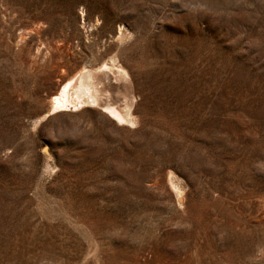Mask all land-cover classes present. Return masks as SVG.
Instances as JSON below:
<instances>
[{"label":"rangeland","instance_id":"obj_1","mask_svg":"<svg viewBox=\"0 0 264 264\" xmlns=\"http://www.w3.org/2000/svg\"><path fill=\"white\" fill-rule=\"evenodd\" d=\"M0 264H264V0H0Z\"/></svg>","mask_w":264,"mask_h":264},{"label":"bare ground","instance_id":"obj_2","mask_svg":"<svg viewBox=\"0 0 264 264\" xmlns=\"http://www.w3.org/2000/svg\"><path fill=\"white\" fill-rule=\"evenodd\" d=\"M107 87L115 90L114 95L125 97L131 93L125 70L113 59L103 62L93 69H80L66 79L50 97L51 112H74L83 107L100 106L103 113L115 122L132 123L134 119L133 101L123 99L122 105L119 106L118 103L115 104V100L112 102L104 100L106 92H108L106 91ZM177 198L180 202V193L177 194Z\"/></svg>","mask_w":264,"mask_h":264}]
</instances>
